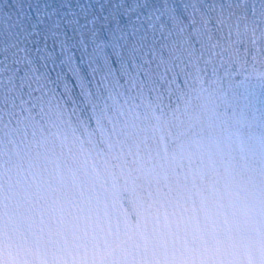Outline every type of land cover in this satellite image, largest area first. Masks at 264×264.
<instances>
[{"label":"snow or ice","instance_id":"1","mask_svg":"<svg viewBox=\"0 0 264 264\" xmlns=\"http://www.w3.org/2000/svg\"><path fill=\"white\" fill-rule=\"evenodd\" d=\"M264 0H0V264H264Z\"/></svg>","mask_w":264,"mask_h":264}]
</instances>
